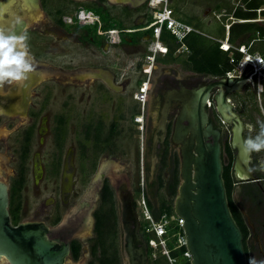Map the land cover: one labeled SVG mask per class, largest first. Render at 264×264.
Here are the masks:
<instances>
[{"label":"rangeland","instance_id":"obj_1","mask_svg":"<svg viewBox=\"0 0 264 264\" xmlns=\"http://www.w3.org/2000/svg\"><path fill=\"white\" fill-rule=\"evenodd\" d=\"M71 1L46 0L44 5L34 13L27 11L19 13L20 19L31 24L29 26L34 28V30L31 29L32 31H37L35 35L30 36L31 39L28 38L30 41L27 42L30 56L36 64L35 73L29 72L26 75V79L30 78V83L23 96L20 91L18 92V86L24 79L11 83H0L5 95L13 94L10 99L0 98V106L3 105L4 111L14 108V110L11 109L14 111L11 114L14 116L13 118L4 115L0 119V139H2L0 141V180L7 184H13L15 180L11 178L12 170L19 169L20 171V167L23 166L22 188L16 189L13 194L15 206L19 207L15 210L18 223L34 219L36 211H43L41 203L50 197H59L61 190L58 179L43 178L40 181L41 178L40 180L35 178L37 171L41 170L42 162H48L54 149L52 135L35 134L29 143L30 147L25 159L21 158L22 150L25 148L23 132L28 125L30 106L32 108L35 105L34 110H37L39 116L37 126L40 132L41 128L46 129L54 126L55 115L68 107L70 121L63 144L64 154L71 146L73 147L79 125L86 118L95 120L99 118L103 121L105 129L110 122L115 121L117 127L114 139L117 148H119L110 156L100 155V169L109 164L110 171L115 177L127 176L131 169L136 174L137 161L139 160L140 165L142 159L141 134L137 135L133 130L130 116L133 106L138 107L137 101L133 102L134 97H131L132 93L134 95L137 90L136 82L146 78L142 76L139 68L145 63V56H142L143 53L124 51L109 42L103 48L88 42L90 35L84 36V31L95 30L96 24L75 25V23H69L68 18L71 16L68 15H71L72 11L68 13L66 7L70 5L75 8L74 5H71ZM169 3L179 20L189 21V24L201 32L200 35L205 37L209 44H212L214 41L206 35L222 39L223 26L233 22L231 20L232 11L236 5H239L240 0H169ZM75 4L78 5V10L85 9L86 12L95 10L87 2H75ZM64 5H66L65 8ZM60 8H64L66 13L62 19L68 25L65 28L56 23L58 14L55 13V10ZM260 16L264 17V15ZM131 25L132 23L129 24V26ZM259 25L264 27V23H259ZM97 26V32L101 31L98 23ZM103 41L107 42L106 39ZM160 41L168 47L173 45L174 39L169 31L165 30ZM153 42L154 39L147 43L148 48L153 46ZM147 52L150 53L148 49ZM188 55L189 53H177L176 51L169 58L158 55L151 72L152 90L157 82L164 77H174L191 82L195 80L200 84H203L207 78L213 79V77L197 74L190 70L186 63ZM93 69L100 71L96 74L88 72ZM149 98L148 94L146 104ZM229 98L247 127V139L254 138L260 133L261 123H264V106L259 107L260 104L256 101L255 94L249 88H244L239 93L230 94ZM22 99L25 102L24 106L20 104ZM208 114L221 130L222 144L229 143L231 127L221 123L213 102H210ZM254 151L259 156L261 165H264V148ZM223 164H227L224 154ZM262 169L261 175L264 177V167L261 166ZM87 188L82 189L78 185L74 186L73 189L77 191V194L72 208L69 207L70 210L75 208ZM69 209L65 210L63 215L66 216ZM116 211L118 212V207H116ZM141 218L142 214H140V220ZM86 238L88 239L85 240L87 243L83 247L85 249L84 256L80 257L76 263L86 264L89 261V264H99L96 258L91 256V248L95 243L94 232ZM105 245L108 253L117 250L119 264H126L122 255L119 222L117 233L112 237L105 238ZM159 253L163 254L160 247L154 250L152 258H158ZM100 256V249H97L96 257ZM166 264L173 263L168 260Z\"/></svg>","mask_w":264,"mask_h":264},{"label":"flooded vegetation","instance_id":"obj_2","mask_svg":"<svg viewBox=\"0 0 264 264\" xmlns=\"http://www.w3.org/2000/svg\"><path fill=\"white\" fill-rule=\"evenodd\" d=\"M71 1V0H70ZM87 2L94 7L91 13L93 17L100 20V16L96 15L95 11L99 12L101 16L107 17L110 22L119 25L115 28L117 32L116 42L113 46L120 47L124 51L130 50L135 53H143L142 56L148 54V42L153 37L140 29L143 27L150 10L148 7L149 0H72L71 2ZM46 0H0V26L10 28L16 34L26 30L29 39L31 35H35L37 31L33 26H29L26 20L20 19V23H15L17 17L20 18L19 13L25 11L34 13L40 6H43ZM73 2V3H75ZM39 6V7H38ZM85 10V9H84ZM86 11V10H85ZM129 26V24H131ZM21 26H24L21 31H17ZM32 29V30H31ZM105 31H98L96 34L104 38ZM89 31H84V36H89L88 42L93 41V37ZM144 35V37H142ZM131 36V40L128 38ZM140 40L137 43L131 41L135 38ZM36 38V37H33ZM105 39V38H104ZM34 41V39H32ZM28 40L27 42H29ZM108 42H104L106 45ZM161 55V54H158ZM157 55V56H158ZM156 56V58H157ZM165 56V55H163ZM33 70L30 73H35L36 64L31 58ZM156 63V60H155ZM155 65V64H154ZM140 71L143 77L147 74L143 72V65ZM100 71L93 69L90 71ZM96 74V73H93ZM151 74L148 80V89L146 99L143 104L138 103L133 106L130 120L132 122L133 130L136 134H141L142 143L140 145L142 150V159L139 165V160L136 165V174L134 170L129 171V175L115 177L110 171V165L106 164L100 169V155L103 157L110 156L117 149V143L114 139L116 132V123L110 122L106 129L101 119L86 118L83 123L79 125V131L74 138L73 147L63 153V144L68 131V124L70 116L67 109L57 113L54 117V126L46 129L41 128L38 131L37 126L38 113L34 107L29 111L28 125L24 129L25 149L29 150V143L32 141L35 134L52 135L53 151L48 162H42L41 170L37 171V177L58 179L60 185L59 197H50L41 203L43 211H36L35 218L30 222L42 223L48 227L50 231V239H58L69 244V254L65 257L64 264H77L76 261L84 256V245L90 233L94 232L95 227V213L99 208L101 199L105 194L106 188L111 193V199L115 202V207H118L117 188L124 186L128 188L130 196L133 201L134 208L139 217V209L137 201L143 193L146 200V205L152 213H162L167 208H174V200L178 193L180 184V154L179 146L171 143V134L173 131L174 120L179 111V104L177 102L171 103L168 111V116L165 124V132L157 131L158 119L160 110L164 103V92L170 88H178L180 85L192 88L200 85L197 81L194 82L176 79L174 77H164L160 79L152 90ZM30 78H25L20 86L18 92H25L27 85H29ZM211 79L203 84H207ZM142 80L137 83L140 86ZM122 86L124 84H121ZM151 93V94H150ZM19 94V93H18ZM148 94L150 96L146 104ZM17 95V93H15ZM13 94H6L2 91L0 84V98L10 99ZM133 97V93L132 96ZM130 97V98H131ZM134 100V101H133ZM133 102L136 100L133 98ZM24 106L25 102L20 101ZM14 110V108H11ZM3 109L0 106V119L6 115L8 118H13L11 114L13 110ZM13 111V112H12ZM210 117V116H209ZM141 121L137 124L136 120ZM210 121L217 127L212 118ZM219 128V127H217ZM105 130V131H104ZM247 131V129H246ZM245 131V138L247 139ZM157 136V141L154 144V136ZM2 141V139H0ZM154 149V152H153ZM24 150V149H23ZM71 151V153H69ZM73 151V152H72ZM235 156V155H234ZM152 159H155V173L151 178L150 167ZM40 163V162H39ZM250 170L254 178L245 180L238 178L233 172V181L230 189V196L228 198V205L232 216L238 227L246 232L242 235V243L244 252L249 264V258L255 257L256 260H264V177L261 175V163L259 156L254 150H251ZM233 170V168H232ZM141 172H143V181H141ZM11 178H14L13 184H7L9 194V213H10V194L12 186L16 185L21 178V173L16 169L12 170ZM24 178V176H23ZM1 181V180H0ZM36 185V183H35ZM78 185L79 188L84 189L88 187L74 209L70 210L74 202L77 191L73 188ZM74 207V206H73ZM72 208V207H71ZM69 209L66 216L63 215L65 210ZM40 210V209H39ZM41 215H40V214ZM118 214V212H117ZM161 214V215H162ZM65 216V218H63ZM153 216V215H152ZM140 220V218H139ZM11 224L16 226L18 224L12 220L10 214ZM142 227V222H140ZM75 246H78V255L75 257ZM88 261L86 264H89Z\"/></svg>","mask_w":264,"mask_h":264},{"label":"water","instance_id":"obj_3","mask_svg":"<svg viewBox=\"0 0 264 264\" xmlns=\"http://www.w3.org/2000/svg\"><path fill=\"white\" fill-rule=\"evenodd\" d=\"M39 7V6H38ZM21 26L17 31H21ZM213 78L207 84L187 88L180 85L164 92L157 131L165 132L169 107L180 106L174 120L171 143L179 146L180 184L174 200V214L183 219L182 231L190 264H247L242 233L230 211L221 158V130L208 114L213 102L221 123L231 127L230 147L235 152L233 172L246 181L254 178L250 170L251 150L246 145L247 129L229 95L242 92L247 76ZM99 73V71H90ZM157 136H154V144ZM154 152V149H153ZM155 173V159L150 167ZM118 222L122 255L126 264H149L148 245L127 187L117 188ZM42 223L11 224L8 186L0 181V262L2 264H64L69 244L50 239Z\"/></svg>","mask_w":264,"mask_h":264},{"label":"trees","instance_id":"obj_4","mask_svg":"<svg viewBox=\"0 0 264 264\" xmlns=\"http://www.w3.org/2000/svg\"><path fill=\"white\" fill-rule=\"evenodd\" d=\"M71 5H74L75 8L71 7L70 5L67 8V12L69 13L72 11L71 16L74 17V14L78 11V5L71 2ZM66 5H64L65 8ZM64 8H60L55 10V13H57V20L56 23L60 27H67L68 25L63 22V17L66 16V13L64 11ZM264 8V0H240L239 5L237 7L233 8L232 16L235 19L244 20L246 22L243 23H234L230 27L229 31V40L230 42H238V43H245L244 41H247L248 39H251L255 36L256 33H259L261 36H264V27L259 25V22H252L251 20H256L259 17L264 18L260 15H264V10H261L259 13H257V10ZM232 10V9H231ZM96 13V12H95ZM96 15H99L101 18L99 20L100 27L99 30L101 31H108L115 28H119V25H116L114 22H110V20L107 17L101 16V14L98 12ZM152 20L151 14L148 15L145 23H148ZM187 24H189V21L186 20L183 21ZM77 23H75L76 25ZM96 24L95 30H88L91 32L90 34L93 37L92 43H94L97 47H102L104 44V41L101 36L96 34L98 26ZM165 31V30H164ZM162 32V35L164 33ZM150 37L151 33H147ZM224 34V33H223ZM161 35V37H162ZM144 37V35H142ZM131 40V36L128 37ZM141 36L139 38L133 39L132 43H137L140 40ZM183 44L187 47L189 50V55L186 58V63L188 64L190 70L197 74H202L206 76H210L213 78H222L225 76V74L232 69V65L229 63L228 53L223 51L219 48L218 43L213 42L212 44H209L207 39L200 34L191 32L189 33L183 40ZM177 44L173 42L172 46H168V52L164 56V58H169L172 56V54L175 52L177 48ZM217 128V127H215ZM221 158L223 162V154L227 158V164H223V173L222 178L224 181V186L226 190L227 200L230 196V189L231 184L233 181V162H234V155L235 152L231 149L230 144L228 142H224L222 144L221 141ZM27 148L22 150L21 158L25 159L27 155ZM20 173L21 178L19 179L18 183L11 188V194H10V214L12 217V220L16 223V215L15 210L19 208L18 206H15L14 203V193L16 189H21L24 178H23V166L20 167ZM108 188V187H106ZM104 189L105 194L103 198L100 201L99 208L95 213V227H94V234H95V243L94 246L91 248V256L92 258H96V261L99 264H119V257L117 254V250L111 251L108 253V250L106 249L105 245V238L114 236L118 231V214L115 207V202L111 199V193ZM162 213H152L154 219H158ZM163 214H166L167 216H171L174 214L173 208H167L165 211H163ZM237 224V223H236ZM240 229V228H239ZM241 231V230H240ZM242 235L245 236L246 232L242 229L241 231ZM141 235L143 239L148 242L149 236L145 235L144 232L141 229ZM174 240H171L168 242V249H169V255L172 259L175 260V264H190L189 260L184 257V252L186 251L185 247L175 248L174 246ZM110 245V244H108ZM78 246H75V257L78 255ZM97 249H100L101 256L96 257ZM154 253V250L148 247V260L149 264H166L168 262L167 257L164 256V254L159 253L158 258H152V255Z\"/></svg>","mask_w":264,"mask_h":264},{"label":"built area","instance_id":"obj_5","mask_svg":"<svg viewBox=\"0 0 264 264\" xmlns=\"http://www.w3.org/2000/svg\"><path fill=\"white\" fill-rule=\"evenodd\" d=\"M169 0H149L148 7L152 20L143 25L140 29L142 32H150L154 39L153 46L149 47V54L145 56V63L143 64V72L146 78L142 80L139 87L135 91L133 97L134 99L143 104L148 89V80L155 64L156 56L158 54L166 55L168 52V47L163 45L161 40V35L164 30L169 31L171 37L174 39L175 44H177L176 52H186L189 53L187 47L183 44L184 38L191 32L202 34L198 30L194 29L190 24H187L179 20L169 5ZM237 7V5L235 6ZM261 10H257L259 13ZM66 18V17H65ZM232 23H227L224 25V34L222 39H218L209 35H206L214 42L218 43L219 48L228 53L229 63L232 65L231 71L227 72L225 76L227 77H241V74L246 67L244 72L247 75L250 71L254 69L252 73L247 76V83L245 88H249L255 94L256 101L264 106V36L256 33L254 37L245 41V43L230 42L229 31L230 27L234 23H243L244 20L235 19L231 17ZM252 22L264 23V18H258L256 20H251ZM69 23H77L78 25L98 23L99 20L89 12L84 9L78 10L74 17L68 18ZM100 27V26H99ZM104 38L110 44L116 42L117 32L115 30H108L104 33ZM205 35V34H204ZM159 49V50H158ZM210 105V103H208ZM137 124H140L139 119L136 120ZM141 181H143V172H141ZM137 206L139 209V218L142 214V231L145 235L149 236L147 243L148 247L155 250L158 247L162 248L163 254L167 259L174 264L175 260L169 255L168 242L174 240L175 248L185 247V239L182 231L183 219L177 217L175 214L167 216L166 214L160 215L158 219H154L150 210L146 205V200L141 193L140 198L137 201ZM154 255V254H153ZM184 257L189 260L190 255L187 251L184 252Z\"/></svg>","mask_w":264,"mask_h":264},{"label":"clouds","instance_id":"obj_6","mask_svg":"<svg viewBox=\"0 0 264 264\" xmlns=\"http://www.w3.org/2000/svg\"><path fill=\"white\" fill-rule=\"evenodd\" d=\"M15 23H20L19 17ZM28 38L26 30L16 34L10 28L0 26V83L21 81L33 70ZM246 145L250 150L258 151L264 148V123H261L260 133L254 138L249 137ZM249 264H264V260L258 261L255 257H250Z\"/></svg>","mask_w":264,"mask_h":264},{"label":"bare ground","instance_id":"obj_7","mask_svg":"<svg viewBox=\"0 0 264 264\" xmlns=\"http://www.w3.org/2000/svg\"><path fill=\"white\" fill-rule=\"evenodd\" d=\"M159 50V49H158ZM139 211V210H138Z\"/></svg>","mask_w":264,"mask_h":264}]
</instances>
